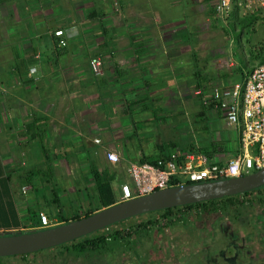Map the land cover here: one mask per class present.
Here are the masks:
<instances>
[{
	"label": "crops",
	"instance_id": "crops-1",
	"mask_svg": "<svg viewBox=\"0 0 264 264\" xmlns=\"http://www.w3.org/2000/svg\"><path fill=\"white\" fill-rule=\"evenodd\" d=\"M215 4L0 0V233L34 230L41 212L57 216L56 199L72 218L74 209L67 204L78 199L80 189L73 190L68 182H79V171L89 168L90 161L99 170H116L107 150L121 156L123 167L161 158L163 148L167 156L193 146L221 162L235 156L239 128L205 100L216 88L242 82L257 65L248 43L241 40L255 19L234 16L236 47L235 36L214 21ZM255 26L249 43L264 36V24ZM57 31L63 34L56 36ZM222 35L231 39L225 49L216 46ZM97 57L102 62L98 74L90 65ZM199 89L202 95H196ZM30 132L45 136L34 138ZM86 173L83 179L94 184L90 169ZM116 174L112 188L117 203ZM96 201L90 211L103 209L97 192ZM178 235L154 233L138 242L134 238L129 250L136 252L126 257L138 264L146 260L144 250H150L162 264L183 262L189 254L172 252L160 260L163 243L178 240ZM116 248H109L102 260L119 264L112 253Z\"/></svg>",
	"mask_w": 264,
	"mask_h": 264
},
{
	"label": "rangeland",
	"instance_id": "rangeland-1",
	"mask_svg": "<svg viewBox=\"0 0 264 264\" xmlns=\"http://www.w3.org/2000/svg\"><path fill=\"white\" fill-rule=\"evenodd\" d=\"M259 15L255 16L249 14L243 16L244 18H250V16H254L256 18H254L255 20L253 22L250 20L249 25L245 29V34H243L244 37L241 39L242 41L248 43V52H252L254 56L253 59H257L258 62L264 55V36L259 35L260 39L256 43L249 42H252L251 38L253 37V31L256 27L255 25L257 23L264 24V14L261 16ZM215 20L221 22L217 16H215L214 21ZM218 21L216 22L218 23ZM234 24L235 20L232 16L226 23H223V28L229 35L235 36L233 38V43L236 44L235 46L237 47L239 45V36L233 32ZM258 33L260 34L259 31ZM225 40L230 42L227 44ZM229 44H231L230 37L222 35L221 41L216 43V46L222 49L224 45L228 46ZM191 148L192 147L189 149ZM189 149H187V151ZM169 150L167 149L166 151ZM169 152L171 153L172 151L170 150ZM115 168L119 176L117 181L118 186L122 183L130 181L126 174L125 166L123 167L116 164ZM88 169L89 168H87V166L81 168V171L79 172L82 174V179L79 182H68L69 185L73 186V190L74 187L75 190L80 189L78 199H71V203L67 204V206L71 205L74 209L72 213L73 217H84L88 211L97 205L95 185L93 182L91 183L83 179V177H86L85 173ZM101 169L103 168L101 167ZM86 175L89 177L87 173ZM48 178H50V176H48ZM51 180L52 179H48L47 181ZM73 190L71 189V192ZM236 200L238 203L236 206L229 202H219L215 205L207 207L206 209L204 207H197L195 209L174 210L172 216L167 221H163L164 219L160 214H152V216L142 219V221L144 220V223L148 225L147 228H139L138 226L141 222L133 219L131 222L111 228L105 233V235L110 236L108 243H110L112 247L116 244L120 248H116V250L114 249L112 251V253L115 254V258L117 260H121L122 258L124 260H128L126 255L132 253L131 249L129 250V245L132 244L134 238L138 242V238L140 236L151 235V237H153L154 233H156L157 236L161 233L171 236V230L177 229L175 226L182 223L190 227L188 233H182L180 236L184 240L185 237L188 239L189 235L192 236L189 238V241L191 240L193 244V256L183 262L176 259L172 260V262L174 261L176 264H212V258L218 250L223 253L226 248H230L229 253L226 255L230 256L231 261L227 264H264V223L261 222L264 218V194L256 192L247 198L239 196ZM185 225H182V227ZM221 228H223L221 231H223L224 234L220 232ZM115 232H121V235H119L116 239H113L112 236ZM197 232H199V234H197ZM200 236L204 237L205 240L202 241ZM238 246L240 251H238ZM123 248L127 250H123ZM180 250H182V246L178 248L179 252ZM144 251L146 252L145 259L147 258L150 262L156 261L154 260L155 257L151 259L152 256H148L150 250ZM106 252L108 251L98 252V254L92 256V261L83 258L76 259L74 257L65 256L63 249L58 247L40 252L36 255H28L27 258L18 256L3 259L0 264H107L104 260H102ZM185 252L190 253L188 251ZM181 255L185 254L181 253ZM216 257H218L220 261H225L226 259V257H219L217 254ZM207 260L209 261L206 262ZM164 261L166 260H163L162 262ZM154 264H158V262H154Z\"/></svg>",
	"mask_w": 264,
	"mask_h": 264
},
{
	"label": "built area",
	"instance_id": "built-area-1",
	"mask_svg": "<svg viewBox=\"0 0 264 264\" xmlns=\"http://www.w3.org/2000/svg\"><path fill=\"white\" fill-rule=\"evenodd\" d=\"M215 12L222 23L232 16H261L264 14V0H216ZM62 34L63 31L55 33L56 36ZM90 65L93 72L100 73V58H93ZM202 94L201 89L196 91V95ZM211 103L216 104L229 125L240 130V150L235 156L227 162H221L198 147H192L184 153L173 152L167 160H158L155 165L146 162L128 163L125 169L130 181L120 185L119 202L186 183L242 177L264 167V57L242 82L230 88L214 89L212 96L205 100V104ZM95 143L100 144L101 141L95 140ZM106 158L112 164L122 163L121 156L113 150L106 151ZM171 216L163 217V221ZM62 223L58 216L41 212L39 224L34 230L52 228Z\"/></svg>",
	"mask_w": 264,
	"mask_h": 264
},
{
	"label": "water",
	"instance_id": "water-1",
	"mask_svg": "<svg viewBox=\"0 0 264 264\" xmlns=\"http://www.w3.org/2000/svg\"><path fill=\"white\" fill-rule=\"evenodd\" d=\"M264 187V167L249 175L217 181L186 183L115 203L80 219L43 230L0 233V259L27 256L102 235L129 221L165 210L252 193ZM264 254V253H263Z\"/></svg>",
	"mask_w": 264,
	"mask_h": 264
},
{
	"label": "trees",
	"instance_id": "trees-1",
	"mask_svg": "<svg viewBox=\"0 0 264 264\" xmlns=\"http://www.w3.org/2000/svg\"><path fill=\"white\" fill-rule=\"evenodd\" d=\"M254 18H256V17H254ZM248 20H250V18H248ZM33 127H34V125L29 126V130L33 129ZM30 133L32 134V137H34V138L39 136L40 139H42L45 136L43 132H42L43 134L42 133L36 134L34 132H30ZM162 150L165 151L164 148ZM164 151L162 154L163 156H161V158H158V159L143 158L142 163L146 162V163H150V164L155 165V164H157L158 160H164V161L167 160L168 156H167L166 152L164 153ZM90 160H92V159H90ZM88 167L91 171L92 179L94 180V185H95V189H96L95 191L97 192V199H98L101 207L106 208V207H109L111 205H114L116 203V200H115V196H114L112 187H113V183L115 182L116 177H117L116 170H114L110 167L109 168L107 167L106 169H103V170H99V168L97 167L95 162L92 163V161H90V164ZM33 177H34V174H32L31 177L29 178L28 183L32 182L31 179H33ZM48 179H51V176ZM257 191H264V187L261 189H258ZM257 191H255V192H257ZM252 193L245 194V196L251 195ZM55 194H57V193L55 192ZM236 198H238V197H230V198H225V199L218 200V201L207 202V203H202V204H198V205L186 206L183 208L195 209L197 207H200V208L204 207L206 209L207 207H210L211 205H215L216 203H219V202H221V203L229 202L232 205L236 206V205H238ZM55 203L58 205L57 207L59 209L58 210L59 213L57 214V216L60 218V220L63 223H66L69 220L82 218L80 216L67 218V215L63 212L64 210L62 209L59 200L56 199ZM173 211H174V209L165 210V211L160 212L159 214L162 217H169L172 215ZM91 213H93V211H88L85 216H88ZM148 216H152V214L144 216V218H146ZM147 226L148 225L144 223V220L143 221L141 220V223L139 224L138 227L144 228ZM119 235H121V232H115V234H113L112 238L116 239ZM109 239H110V236H106L104 234H102V235H90V236H87L85 238H82V239L76 241L73 244L64 245V246L59 247V248L63 249L65 256L74 257L76 259L83 258V259H87V260H92L91 259L92 256L98 254V252L108 251L109 248H112V246L108 245ZM115 246L116 245H113V247H115ZM36 254H38V253H35V255ZM22 257H24V256H22ZM2 260L3 259H0V263Z\"/></svg>",
	"mask_w": 264,
	"mask_h": 264
},
{
	"label": "flooded vegetation",
	"instance_id": "flooded-vegetation-1",
	"mask_svg": "<svg viewBox=\"0 0 264 264\" xmlns=\"http://www.w3.org/2000/svg\"><path fill=\"white\" fill-rule=\"evenodd\" d=\"M257 192H261L262 194H264V191H257ZM254 193H256V192H253L252 194H254ZM248 196H250V195H247V196H245V195H242L241 197H248ZM239 197V196H238ZM214 211H216V210H214ZM259 216V215H258ZM259 217H261V216H259ZM258 219V218H257ZM261 222H263L264 223V218H263V220H261ZM182 225H185V224H182V223H180V224H178V226H175V228H177V229H175V230H171V234L172 235H177V234H179L178 235V240H175V241H168V243H163L164 245H163V247H161L162 248V254H161V258H160V260H166V259H164L165 257H164V255H168V254H171L172 252H176V256H183V255H181V253L182 254H189V256L188 257H186V258H184V261H186V260H188L189 259V257H191V255L190 254H192V247H193V244H192V242H191V240L189 241L188 239H187V237H185V240H181L180 238H179V236H180V234H182V233H188L189 232V230H190V227H188L187 225H185L184 227H182ZM223 228H221L220 229V232H222L223 233V231H221ZM197 234H199V232H197ZM224 234V233H223ZM171 235V236H172ZM166 236H164V238H165ZM192 236L191 235H189V238H191ZM201 237V236H200ZM232 237V236H231ZM171 239V238H170ZM201 239H202V241H204L205 240V238L204 237H201ZM172 246L171 248H165L164 246ZM180 246H182V250H180V252L178 251V248H180ZM238 248V251H240V248H239V246L237 247ZM131 251H132V253L133 252H136V249L135 248H131ZM185 251H190L191 253H187V252H185ZM229 251H230V248H226L225 250H224V252L223 253H221L219 250L217 251V256H219V257H226V259H225V261H220L219 259H218V257H216V254H215V256L212 258V264H215V263H217V264H227V263H229L230 261H231V258H230V256L229 255H226V254H228L229 253ZM134 256V259H136V258H139V256L137 255V254H134L133 255ZM148 256L150 257V256H152V258L151 259H153L154 257H155V254H153V253H149L148 254ZM146 257V256H145ZM159 256L157 255V258H158ZM170 257H175V256H170ZM154 260H156V258L154 259ZM149 260L146 258V260L145 261H142V262H138V264H154V262H157V261H153V262H148ZM209 260H207L206 262H208ZM117 263H119V264H132V263H129V260H124L123 258L121 259V260H117L116 261ZM148 262V263H147ZM137 263V262H136ZM173 264L175 263L174 261L172 262ZM158 264H162L161 263V261H159L158 262Z\"/></svg>",
	"mask_w": 264,
	"mask_h": 264
}]
</instances>
